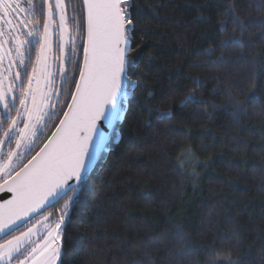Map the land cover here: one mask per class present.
<instances>
[{
    "label": "trees",
    "instance_id": "obj_1",
    "mask_svg": "<svg viewBox=\"0 0 264 264\" xmlns=\"http://www.w3.org/2000/svg\"><path fill=\"white\" fill-rule=\"evenodd\" d=\"M130 2L134 95L152 111L132 104L69 204L63 264H264V0ZM233 17L243 47L221 45Z\"/></svg>",
    "mask_w": 264,
    "mask_h": 264
},
{
    "label": "snow or ice",
    "instance_id": "obj_2",
    "mask_svg": "<svg viewBox=\"0 0 264 264\" xmlns=\"http://www.w3.org/2000/svg\"><path fill=\"white\" fill-rule=\"evenodd\" d=\"M130 9H136L130 0H78L69 18L65 0H40L39 8L31 0H0V264H63L60 229L69 204L79 199L101 153L110 151L112 136L119 141L132 104L152 111L134 95L146 85L131 80ZM233 23L221 45L243 47L235 32L245 31L244 22L233 17ZM187 101L198 102L192 94ZM177 168L183 173L179 159ZM62 200L51 219L48 210Z\"/></svg>",
    "mask_w": 264,
    "mask_h": 264
},
{
    "label": "flooded vegetation",
    "instance_id": "obj_3",
    "mask_svg": "<svg viewBox=\"0 0 264 264\" xmlns=\"http://www.w3.org/2000/svg\"><path fill=\"white\" fill-rule=\"evenodd\" d=\"M22 2L26 3L27 0H22ZM31 2H32L33 4H35L37 8H39V6H40V0H31ZM65 3H66V5H67V13H68V16H69V18H70V17H71V13H72V9H73L74 7L77 6V5H76V1H75V0H65ZM35 19L42 20L43 18H42V17L39 15V13L37 12L36 15H35ZM0 23H2V22H0ZM69 23H71V20H69ZM69 31L71 32V28H69ZM53 39L55 40V37H53ZM53 53H54L55 55H59V53L56 52V50H55V46H54V48H53ZM32 58H33V60L35 59V50H33V52H32ZM50 63H51L52 67H53L54 70H55L56 67L58 66L57 63L54 62V61H50ZM65 67L68 69V71H67V75H68L69 78H70V77H71V71L73 70V68H72V64H71L70 62H69V63H66ZM55 87H56L57 89H60V88H61V81H60L58 75H57V77H56V85H55ZM69 88H70V84L67 85L66 89H64L65 97H66V91H67V89H69ZM55 122H56V119L53 118V119L51 120V122H50V127H51V125L54 124ZM46 214H47V213H46Z\"/></svg>",
    "mask_w": 264,
    "mask_h": 264
},
{
    "label": "rangeland",
    "instance_id": "obj_4",
    "mask_svg": "<svg viewBox=\"0 0 264 264\" xmlns=\"http://www.w3.org/2000/svg\"><path fill=\"white\" fill-rule=\"evenodd\" d=\"M52 69H53V71H55L53 67H52ZM50 122H51V120H48V121H47V123H48V125H49V128H47V129L44 130V134H46V132H50V130H51V129H50V128H51V127H50ZM187 158H188V157H187ZM187 158H186V160L188 161L189 158H188V159H187ZM64 202H65V201H64ZM64 202H62L61 205H63ZM68 210H69V208H68ZM66 216H67V215H65V217H64V221H65V219H66ZM51 219L55 220V219L53 218L52 215H51ZM64 221H63V222H64ZM62 224H63V223H62ZM62 224H61V226H62ZM59 244H60V241H59ZM57 263H58V261H57Z\"/></svg>",
    "mask_w": 264,
    "mask_h": 264
},
{
    "label": "water",
    "instance_id": "obj_5",
    "mask_svg": "<svg viewBox=\"0 0 264 264\" xmlns=\"http://www.w3.org/2000/svg\"><path fill=\"white\" fill-rule=\"evenodd\" d=\"M105 131L107 132V131H109V129L106 128ZM110 141H111V139H110ZM110 141H109V144H110ZM109 144H108V145H109ZM103 153H104V152L101 153V157H102ZM101 157H100V159H101ZM100 159H99V160H100ZM99 160L97 161V164H98ZM97 164H96V165H97ZM94 169H95V168H94ZM94 169H93V170H94Z\"/></svg>",
    "mask_w": 264,
    "mask_h": 264
}]
</instances>
